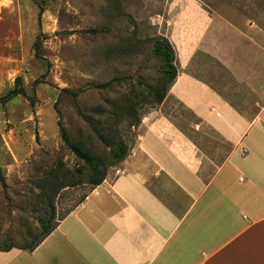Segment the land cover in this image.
<instances>
[{
  "label": "rangeland",
  "instance_id": "obj_1",
  "mask_svg": "<svg viewBox=\"0 0 264 264\" xmlns=\"http://www.w3.org/2000/svg\"><path fill=\"white\" fill-rule=\"evenodd\" d=\"M159 36L174 46L178 77L154 103L148 94L163 63L153 55ZM17 85L26 94L0 102V240L12 243L38 230L39 179L60 160L70 169L82 163L64 145L59 119L108 172L116 165L107 159L110 146L91 123L111 144L123 140L129 155L142 135L164 133L169 126L160 120L186 135L213 134L211 92L254 117L264 106V0H0V97ZM132 105L134 121L114 117ZM90 187L53 194L55 218Z\"/></svg>",
  "mask_w": 264,
  "mask_h": 264
},
{
  "label": "crops",
  "instance_id": "obj_2",
  "mask_svg": "<svg viewBox=\"0 0 264 264\" xmlns=\"http://www.w3.org/2000/svg\"><path fill=\"white\" fill-rule=\"evenodd\" d=\"M211 97L213 134L160 120L164 133L142 135L36 247L0 250V264H264V106L248 118Z\"/></svg>",
  "mask_w": 264,
  "mask_h": 264
},
{
  "label": "trees",
  "instance_id": "obj_3",
  "mask_svg": "<svg viewBox=\"0 0 264 264\" xmlns=\"http://www.w3.org/2000/svg\"><path fill=\"white\" fill-rule=\"evenodd\" d=\"M40 10L42 11V8ZM153 55L160 58L163 63L160 69V73L157 77V81L155 85L150 88L148 95L151 98V102L161 103L165 99L170 86L174 83L178 76L176 51L168 38L159 36L154 41ZM20 79V77H17V84L20 83ZM112 83L113 80H109L99 84V86L109 87ZM18 94H26L25 89L22 85L15 86L5 95L1 96L0 102H7ZM134 96L139 98L140 94H134ZM57 112L58 114L60 113L58 109ZM80 112L85 118L88 119V116L85 113H83L81 110ZM113 112H115L114 117L118 121H123L127 117H131L132 121H134L133 105L129 106V108H117V110L115 109ZM135 122H139L138 117L136 118ZM131 124L135 123L132 122ZM58 125L60 129V136L64 145L68 147L75 154V156L79 160H81L82 163L80 166L70 169L65 166L63 161L60 160L56 165H54V168L56 169L52 174L47 173L45 176L39 179V191L37 195L41 197L43 201L38 210V230L36 231L34 236L26 238L20 243H12L6 239L0 240V250H8L12 247H19L23 249H33L34 247H36L43 240V238H45L56 227V225L58 224V219L62 218L72 209H68L64 215L55 218L53 194L59 192L66 186H77L83 183L90 184L91 186H96L102 183L107 175L108 164H106V162L101 157L95 155L90 148L86 147L83 144L82 141L71 138L67 128L62 124L60 119L58 120ZM91 125L98 137L107 146H110L107 156L109 163L111 165H117L122 160H124L128 153L127 144L121 139L112 140L111 144L104 132H102L93 123H91ZM0 182L3 185H6L5 175L2 172L1 166Z\"/></svg>",
  "mask_w": 264,
  "mask_h": 264
}]
</instances>
